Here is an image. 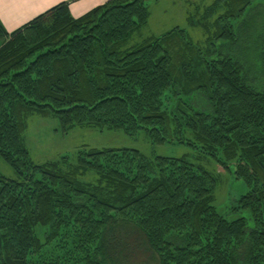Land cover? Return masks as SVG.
<instances>
[{"label":"trees","instance_id":"16d2710c","mask_svg":"<svg viewBox=\"0 0 264 264\" xmlns=\"http://www.w3.org/2000/svg\"><path fill=\"white\" fill-rule=\"evenodd\" d=\"M252 4L215 0L204 46L176 28L127 47L150 17L147 0H109L80 18L62 2L11 34L0 21V157L16 174L0 171V264H53L43 259L60 237L75 246L68 264L125 263L111 236L119 221L145 235L159 264H264V12ZM193 95L205 110L185 100ZM33 114L65 132L144 130L153 144L200 147L235 165L249 190L234 209L250 218L220 213L218 180L187 156L84 146L37 163L24 139Z\"/></svg>","mask_w":264,"mask_h":264},{"label":"rangeland","instance_id":"374dc122","mask_svg":"<svg viewBox=\"0 0 264 264\" xmlns=\"http://www.w3.org/2000/svg\"><path fill=\"white\" fill-rule=\"evenodd\" d=\"M214 1L147 0L150 17L145 25L132 34L127 47H131L147 37L162 35L176 28L185 30L197 44L204 46L205 39L208 36L206 29L209 28L214 31L212 24L219 16L215 12L211 13L206 10L213 5ZM252 6L256 10L264 12V0H253ZM11 15L13 16V14ZM22 16L23 14L20 15V17ZM34 17L25 22L24 25L31 22ZM214 44L216 50L221 49L223 53L231 52V47L224 41L215 40ZM193 96L186 97L185 100L192 103L197 110H205L207 103L203 99ZM24 139L33 159L37 163L59 161L62 155L67 154L73 158L84 146L98 149L108 147L134 148L148 157L180 158L187 156L197 165H201L210 171L218 180L214 204L220 213L229 219L250 218V211L234 209L238 200L249 190L243 180L235 178V165L230 164L228 168H225L217 164L211 156L206 155L200 147L187 142L179 143L176 141L153 144L147 131L144 130L136 136L126 135L123 131L100 130L82 126L73 127L65 132L61 129L55 116L41 114H33L29 117ZM0 171L7 177H16L14 170L1 157ZM252 224L253 220H250V225ZM38 233L42 242H44L51 235V228L49 226L40 228ZM111 236L118 239L119 244L117 243V246L119 248L129 252L128 261L120 264H159L157 254L150 247L145 235L135 226L119 221ZM71 242V238L65 242L63 237L53 241L47 246V257L43 260L47 259L49 263L52 262L53 264H68L65 256L68 251L73 252L75 250V246L71 245ZM58 259H62V261ZM34 260L38 261V257H34Z\"/></svg>","mask_w":264,"mask_h":264},{"label":"crops","instance_id":"0c3cea01","mask_svg":"<svg viewBox=\"0 0 264 264\" xmlns=\"http://www.w3.org/2000/svg\"><path fill=\"white\" fill-rule=\"evenodd\" d=\"M108 1L109 0H0V21L9 33H13L23 27L24 23L29 19L34 16L37 17L46 12L49 8L51 9V7L57 6L59 3L69 2L73 17L80 18L92 9ZM11 14H13V16ZM21 14H23L22 17H20Z\"/></svg>","mask_w":264,"mask_h":264}]
</instances>
